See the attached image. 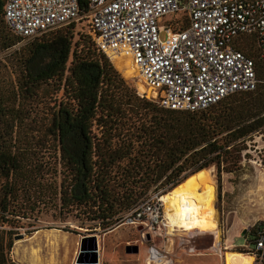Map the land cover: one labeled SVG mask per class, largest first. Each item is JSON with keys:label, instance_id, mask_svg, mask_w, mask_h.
I'll use <instances>...</instances> for the list:
<instances>
[{"label": "trees", "instance_id": "1", "mask_svg": "<svg viewBox=\"0 0 264 264\" xmlns=\"http://www.w3.org/2000/svg\"><path fill=\"white\" fill-rule=\"evenodd\" d=\"M72 27L13 49L21 38L6 26L0 34V223L51 206L104 232L148 190L162 194L208 168L219 187L222 172L239 171L264 130V86L200 110L165 109L138 95L87 33L78 47ZM249 56L260 69L257 52ZM2 250L0 240L6 264Z\"/></svg>", "mask_w": 264, "mask_h": 264}, {"label": "built area", "instance_id": "2", "mask_svg": "<svg viewBox=\"0 0 264 264\" xmlns=\"http://www.w3.org/2000/svg\"><path fill=\"white\" fill-rule=\"evenodd\" d=\"M2 19L26 41L65 25L76 35L82 21L95 49L111 63L114 57L131 60L146 88L136 93L165 109L200 110L264 86V0H86L84 10L77 0H4ZM249 40L261 73L238 48ZM113 226L135 230L133 243L146 244L144 264H174L173 250L148 244L156 234H171L159 192L137 200ZM249 234L242 249L252 264H264V221Z\"/></svg>", "mask_w": 264, "mask_h": 264}, {"label": "rangeland", "instance_id": "3", "mask_svg": "<svg viewBox=\"0 0 264 264\" xmlns=\"http://www.w3.org/2000/svg\"><path fill=\"white\" fill-rule=\"evenodd\" d=\"M75 28L78 29V34L73 36L76 39L78 38L79 47L86 41L82 37L85 34L86 27L82 21H78ZM4 31L7 30L0 16V34ZM48 32L46 33L48 34ZM159 33L163 37V26L159 27ZM26 42V40H20L11 49L22 46ZM242 44L244 45V53L256 55L250 40ZM111 61L116 70L122 73L125 80L135 90L138 89L141 92L140 90L146 89L140 81L131 60L114 57L111 58ZM259 70L261 73L263 67L261 66ZM43 87L41 88H43L42 92L45 96L52 94V85H44ZM57 95L59 96L60 93ZM247 143L248 149L245 152L249 154V158L241 159L239 171L235 173L222 172L219 187L213 168L191 174L184 182H181L195 185V199H203L204 206L216 211L215 228L211 231H205L201 228L187 231L168 227L167 230L171 234L164 237L162 232L156 234L148 244L163 245L168 250L173 247L174 250H171L175 252V264L241 263V257L247 254L242 251V245L246 241L249 242V233L252 228L264 221V195L262 194L264 191V130L262 133L253 135ZM152 193L148 190L140 198ZM207 201H213L212 206L208 205ZM164 208L165 217L167 211L165 204ZM31 212L30 217L21 218L16 222L0 223V240L3 245L4 258L7 260L6 264H10V257L18 260L20 264H28L24 263L26 257H31L30 264L36 258L42 264L47 262H49L48 264H72L76 256L79 237L91 234H96V240L99 243H103L109 236V238H113L114 235L118 234L119 236H116L114 240V245L110 246L108 251L114 255L115 259L120 256L127 258V264H144L146 244L133 243L137 237L134 229L127 226H115V231L108 235L101 228L90 229L93 228L95 221L85 220L83 214L76 213L77 210L67 212L65 210H53L51 206H41L38 210L35 208ZM63 227L73 229L75 233L63 232ZM34 229L38 232H27V230ZM242 230H245L243 235H241ZM9 241L11 246L7 248ZM133 244L137 246V250L126 252L123 246ZM183 244L194 248L186 252L183 248H180ZM104 247H106V243H104ZM232 255L233 258L228 257ZM102 261L104 263L105 259L103 258Z\"/></svg>", "mask_w": 264, "mask_h": 264}, {"label": "bare ground", "instance_id": "4", "mask_svg": "<svg viewBox=\"0 0 264 264\" xmlns=\"http://www.w3.org/2000/svg\"><path fill=\"white\" fill-rule=\"evenodd\" d=\"M187 183H182L167 193H164L163 195L161 194L163 210L165 211L164 204L167 210L165 219L168 227H176V229L180 228L181 230L187 231L200 228L205 231L213 230L215 228L216 211L212 208L204 206L203 199L196 200L195 185L193 186ZM262 194L264 195V191ZM207 202L208 205L212 206L213 201ZM228 257L233 258V255ZM240 260V264H252L251 255L246 254V256H242ZM31 264H42V262L36 258L33 259Z\"/></svg>", "mask_w": 264, "mask_h": 264}, {"label": "water", "instance_id": "5", "mask_svg": "<svg viewBox=\"0 0 264 264\" xmlns=\"http://www.w3.org/2000/svg\"><path fill=\"white\" fill-rule=\"evenodd\" d=\"M245 230L241 231L243 235ZM126 252H135L137 250L136 245H126ZM97 240L96 234H91L87 236H80L77 244L76 256L72 264H97Z\"/></svg>", "mask_w": 264, "mask_h": 264}, {"label": "crops", "instance_id": "6", "mask_svg": "<svg viewBox=\"0 0 264 264\" xmlns=\"http://www.w3.org/2000/svg\"><path fill=\"white\" fill-rule=\"evenodd\" d=\"M115 228L116 227L113 226L110 229H107L105 231V233L110 235V234L113 233V231H115ZM63 232H65V231H63ZM68 233H70V232H68ZM116 236H119V235L118 234L114 235L113 238L112 237L109 238L110 237L109 236V237H107L106 240H104L103 243L102 242L101 243L97 242V255H98L97 264H127V258H125V257L123 258V257L120 256V257L115 259L114 255L112 253H110V251H108L109 247L114 245V240L116 239ZM123 238H124V236H123ZM104 243H106V247H104ZM125 243H132V242H125ZM123 247L125 248V245ZM178 247H179V245H178ZM171 249H173V247H170V250ZM103 258L105 259L104 263L102 261ZM30 260H31V257H28V258L26 257V260H25L24 263L30 264ZM175 261H176V259L174 260V264H175ZM10 262H14V263L20 264L18 260H14V258H11V257H10ZM48 263L49 262H47L46 264H48ZM131 264H134V263H131Z\"/></svg>", "mask_w": 264, "mask_h": 264}]
</instances>
